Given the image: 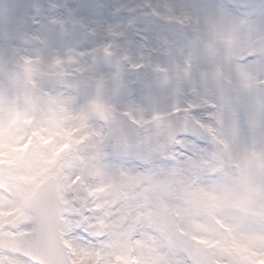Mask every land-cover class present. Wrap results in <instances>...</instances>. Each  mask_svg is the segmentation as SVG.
Instances as JSON below:
<instances>
[{
	"label": "snow or ice",
	"instance_id": "1",
	"mask_svg": "<svg viewBox=\"0 0 264 264\" xmlns=\"http://www.w3.org/2000/svg\"><path fill=\"white\" fill-rule=\"evenodd\" d=\"M47 7L63 11L59 0H48ZM137 7L186 23L167 5L163 12L150 0ZM78 20L75 13L73 23ZM49 22L68 38L63 18L50 14ZM40 23L35 17L34 27ZM117 28L107 23L102 31L122 38ZM89 34L96 37L94 27ZM29 37L34 46L0 54V264H264V141L252 133L250 138L241 135L245 122L264 128V110L257 122L242 108L244 93L264 90V71L243 69L249 60L264 65V42L229 45L219 53L229 66V80L243 91L218 101L185 95L163 111L149 110L143 123L137 122L145 128L175 126L168 129L163 159L181 175L179 194L204 209L192 229L181 222L179 211L152 214L153 189L142 169H122L109 185L91 182L96 157L86 145L94 133L57 113L58 101L48 84H71L92 72L80 60L85 55L101 61L119 57L137 73L149 67L160 71L162 66L152 65L153 50L145 44L135 55L126 47L114 52L111 40L104 38L88 48L68 45L52 51L40 31ZM184 56L191 77L196 61L188 53ZM216 75L223 76V70ZM205 86L211 87L207 76ZM43 93H48L51 110L43 104ZM141 144L153 147L151 138H141ZM229 170L236 177L235 187L223 195L211 193L215 206L205 203L197 190L200 177ZM228 210L239 222L226 215ZM145 220L147 227L142 225Z\"/></svg>",
	"mask_w": 264,
	"mask_h": 264
},
{
	"label": "clouds",
	"instance_id": "2",
	"mask_svg": "<svg viewBox=\"0 0 264 264\" xmlns=\"http://www.w3.org/2000/svg\"><path fill=\"white\" fill-rule=\"evenodd\" d=\"M47 2L48 0H39V3L33 6L31 0H0V9L9 12L15 10L5 27H16L19 30V35L8 31L6 38L0 39V54H8L26 44L34 46V41L29 37L34 31H40L47 38L41 30L45 25H51ZM144 2L145 0H135L134 4H129L120 0H84L62 17L69 25L68 38L65 39L63 33H58L57 40L63 43L64 47L71 45L74 48H88L93 46L97 39L108 38L111 40L113 51L118 52L126 47L125 34L135 29L138 21L153 16L146 8L137 7ZM219 2L223 3L228 11L214 4L203 9L194 8L179 12L185 18V25L195 41L194 49L186 52L196 61L195 72L191 77L185 68L184 53L175 55L168 63H154L151 57L153 66L162 67L160 71L149 67L145 70L148 74L145 78L138 77L137 72L129 70L127 64L120 61L119 57L112 61H101L85 55L80 57V60L89 65L93 69L92 72L82 75L78 81H72L71 84L65 81H48L58 101L55 105L57 113L82 124L94 133L86 145L96 157L89 174L91 182L109 185L122 169H142L144 178L153 189L149 197L152 214L168 216L179 211L181 222L192 229L198 226L200 218L204 216V209L200 204L179 194L182 192L181 175L172 172L163 159L168 129H174L175 126L152 125L145 128L137 127V122L142 124L143 116L149 110L158 107L163 111L170 102L182 100L185 95L218 101L225 98L227 93L243 91L229 80L226 70L228 65L221 62L219 53L229 45L239 47L264 42V0H256V3L244 6L227 4L226 0ZM134 7L137 9L134 13L126 11ZM77 8H82L85 14H81ZM161 11H165L163 7ZM89 12L93 15H88ZM75 13L79 14V20L73 23ZM37 16L41 21L39 28L33 25ZM113 19L120 20L119 23L112 24L118 26L117 30L122 34V38L110 36L102 31L104 25ZM92 27L96 30V37L89 34ZM144 36L147 39L139 41V50L136 53L140 52L145 44L149 49L153 46L151 33H145ZM89 40L94 43L90 45ZM163 43L167 44V41ZM221 69L224 75H216ZM206 76L211 83L210 88L205 86ZM165 79L167 84L164 83ZM43 97L45 108L51 110L53 105L47 99L48 93H43ZM262 110L264 90L259 89L258 101L248 115L259 122ZM248 126L258 140L264 141V128H261L259 123L249 122ZM101 132L104 135L97 138ZM141 138H151L153 147L146 149L141 144ZM183 179L186 181L188 177L184 176ZM235 185L236 177L231 170L217 171L216 175H202L197 190L205 203L215 206L217 201L211 193L223 195ZM99 191L104 192V189L100 188ZM226 215L239 222L234 211L228 210ZM142 225L147 227L148 221H142Z\"/></svg>",
	"mask_w": 264,
	"mask_h": 264
},
{
	"label": "rangeland",
	"instance_id": "3",
	"mask_svg": "<svg viewBox=\"0 0 264 264\" xmlns=\"http://www.w3.org/2000/svg\"><path fill=\"white\" fill-rule=\"evenodd\" d=\"M83 2L84 0H59L60 7L63 11L50 9V13L58 18H62L69 10L76 8L77 4H82ZM120 2L134 4L135 0H120ZM150 2L153 5L160 7L167 5L168 7L173 8L177 13L194 8L203 9L214 4L217 7L228 11V9L224 8V4L220 3L219 0H150ZM38 3L39 0H31L33 6ZM226 3L244 6L256 3V0H226ZM77 11L81 12V14H85L82 8H77ZM14 14L15 10L9 12L0 9V39L6 38L7 35L5 34L4 27ZM87 14L93 15V13L90 12ZM108 22L119 23L120 20L113 19ZM10 30L14 34L19 35L18 28L12 27ZM41 30L47 36L50 45L53 46L51 48L52 51H57L64 47V44L57 40L58 31L54 26L45 25ZM145 33H151L153 37V46L151 49L153 50L152 57L154 63H168L175 55L186 53L195 47L194 38L191 36L190 30L187 29L186 25L170 22L158 16H150L138 21V26L125 34V45L130 53L135 54L139 50L138 43L140 39L138 37L144 36ZM164 41H167V44H164ZM92 43H94V41L89 40V44L91 45ZM243 69L250 73L264 71V65H260L257 61L249 60L243 66ZM226 70L229 71V66H226ZM232 70L235 71L234 68ZM137 75L138 77L145 78L148 74L145 71H141L137 73ZM243 95L244 103L242 108L247 114H250L255 102L258 101L259 89L246 92ZM241 135L246 138L251 137V130L247 122H245L241 130ZM206 143L207 142H205V144ZM201 147H204V144H201Z\"/></svg>",
	"mask_w": 264,
	"mask_h": 264
}]
</instances>
